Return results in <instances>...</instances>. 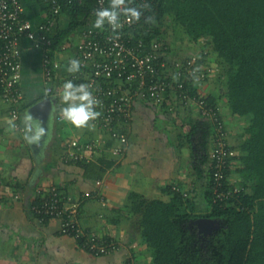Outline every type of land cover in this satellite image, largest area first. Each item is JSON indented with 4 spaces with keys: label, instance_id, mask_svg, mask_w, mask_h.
Returning a JSON list of instances; mask_svg holds the SVG:
<instances>
[{
    "label": "crops",
    "instance_id": "0c3cea01",
    "mask_svg": "<svg viewBox=\"0 0 264 264\" xmlns=\"http://www.w3.org/2000/svg\"><path fill=\"white\" fill-rule=\"evenodd\" d=\"M22 2L26 16L37 30L45 22L52 21L55 34L70 24L68 13L63 11L53 17L43 0ZM83 23L71 33V49L58 47L54 52L58 77L67 72L69 57L75 54L80 39V28L92 22L89 18ZM178 36L172 40L166 32L162 36L170 45L172 57L185 58L201 45L200 39ZM23 47L20 82L23 101L18 121L22 127H17L15 133L7 130V121L12 120L11 105L0 91V184L3 192L0 197V264H153L154 249L141 233L138 214L131 209L132 193L166 201L181 193L193 199L199 210L206 209L210 161L205 166L204 176H199L194 167V141L188 137L193 122L203 118L196 105H185L174 94L162 104L136 101L134 118L128 127L126 151L117 154L109 148L110 142L108 145L102 143L90 160L98 167H105L103 174L97 176L98 171L88 169L81 161H65L63 155L72 138L100 137L108 141L107 132L95 122L91 129H77L58 118V111L65 106L60 96L62 88L56 83L59 95L47 93L42 50L27 38ZM208 59L217 70L195 87L221 104L234 144L249 119L231 112L227 97L222 94L224 82L217 56L211 51ZM46 96L56 98L48 114L42 118L38 116L39 111L32 114L45 122L50 139L46 144L42 141L41 147L29 145L23 140V116L31 113L30 108ZM52 185L63 191L68 203L79 202L78 217L85 228L116 237L119 248L108 254L94 255L82 247L78 239L62 233L61 217L42 219L33 213L30 204L38 190ZM86 191H91L92 195L86 196ZM14 192L21 196L14 198L11 194Z\"/></svg>",
    "mask_w": 264,
    "mask_h": 264
},
{
    "label": "trees",
    "instance_id": "16d2710c",
    "mask_svg": "<svg viewBox=\"0 0 264 264\" xmlns=\"http://www.w3.org/2000/svg\"><path fill=\"white\" fill-rule=\"evenodd\" d=\"M60 1L71 21L53 35L54 49L88 21L96 0ZM147 4L151 10H143L138 25L140 30L152 27L148 39L165 41L160 27L145 23L148 16L161 23L169 19L176 31L181 27L191 40L209 39L210 53L216 54L222 69V94L230 110L249 119L233 144L243 188L229 200L214 201L212 170L206 209L199 210L193 199L181 193L171 201L132 193L131 209L154 249L153 264H264V0H150ZM138 5H142L140 0H133L132 6ZM2 43L0 38V48ZM195 86L190 87L192 93L198 90ZM212 132V122L201 118L193 122L188 134L194 141V167L199 176H204L209 161ZM81 162L98 171L97 176L104 172L105 167L92 161ZM201 219L215 223L206 225Z\"/></svg>",
    "mask_w": 264,
    "mask_h": 264
},
{
    "label": "built area",
    "instance_id": "2783aa9c",
    "mask_svg": "<svg viewBox=\"0 0 264 264\" xmlns=\"http://www.w3.org/2000/svg\"><path fill=\"white\" fill-rule=\"evenodd\" d=\"M43 1L49 5L53 17H58L64 11L60 0ZM149 1L140 0V3ZM108 5L109 0L95 1L90 13L92 23L95 19L94 10ZM121 19L124 20L123 17ZM92 23L82 25L75 54L69 57V60L81 61L80 71L66 72L64 76L58 77L54 58L56 49L53 48V22H45L37 30L26 16L22 0H0V38L3 42L0 48L1 95L11 105L10 114L17 126L22 127L18 122L23 101L20 82L23 43L27 38L34 47L42 50L47 93L59 95L55 89L56 83L62 88L67 80L77 84L94 82V94L102 102L97 109L102 115L94 122L105 129L108 141L100 137L72 138L63 155L65 161H90L104 142L107 145L110 142L109 148L115 153L123 154L129 144L128 127L134 118L136 101L162 104L174 94L185 105L195 104L198 113L212 122L209 161L214 201H226L238 193L243 187L237 182L239 177L233 179L234 174H237V150L230 140V128L223 110L220 105L209 101L207 95L199 90L192 93L190 88L206 81L217 70L208 59L209 39L202 37L198 48L187 57L179 58L170 55V45L161 37L147 38V34L152 32L151 26L140 30L138 22L130 25L124 23V27L118 30L117 39V34L109 26L105 25L100 30L91 27ZM68 42L62 43L59 48L70 50ZM58 118L63 120L60 111ZM11 194L14 198L21 196L19 192ZM90 195L92 192L86 191V196ZM30 209L42 219L61 217L62 233L78 239L82 247L94 255L108 254L119 248L120 242L116 237L104 236L85 228L78 217L79 202L68 203L66 195L56 185L45 190L39 189Z\"/></svg>",
    "mask_w": 264,
    "mask_h": 264
},
{
    "label": "clouds",
    "instance_id": "9594fccd",
    "mask_svg": "<svg viewBox=\"0 0 264 264\" xmlns=\"http://www.w3.org/2000/svg\"><path fill=\"white\" fill-rule=\"evenodd\" d=\"M133 0H109L107 7H100L94 10V21L91 27L103 30L105 25L109 26L113 33L117 34L118 30L124 27V23L129 25L137 23L144 15L143 10H151V5L145 3L138 6H132ZM121 17L124 18L122 21ZM145 23L155 24L154 16H148ZM81 69V61L79 59H70L67 66V72L77 73ZM175 79V77H174ZM63 107L60 108L61 118L77 129H91L94 127L92 122L96 121L101 115V111L97 109L102 102L94 94V82L74 83L67 80L62 84L60 93ZM8 131L15 133L17 124L15 120L7 121ZM23 140L29 145L37 147L42 146V141L46 144L50 139V131L45 126V122L39 117L34 116L30 112H26L23 116Z\"/></svg>",
    "mask_w": 264,
    "mask_h": 264
},
{
    "label": "rangeland",
    "instance_id": "374dc122",
    "mask_svg": "<svg viewBox=\"0 0 264 264\" xmlns=\"http://www.w3.org/2000/svg\"><path fill=\"white\" fill-rule=\"evenodd\" d=\"M169 21V19H167L166 21H164V23H161V21H159V20H157L156 19V23L155 24H153V26L156 28V27H160V31H161V35H163L162 33H167L168 34V38L169 39H173L174 37H176V36H178V37H180V36H182V35H186L185 33H184V30L181 28V27H178L177 28V31H176V29H175V27H176V25L174 24V22H170ZM165 31V32H164ZM187 36V35H186ZM167 38V39H168ZM215 73V72H214ZM214 73H211V75L210 76H212ZM235 176H233V179L234 180H236L237 178H238V175L237 174H234ZM239 184H240V182L239 181H237ZM250 182V184H251V181H249ZM210 221V220H209ZM215 223V221L214 220H211L208 224H214Z\"/></svg>",
    "mask_w": 264,
    "mask_h": 264
},
{
    "label": "water",
    "instance_id": "95a60500",
    "mask_svg": "<svg viewBox=\"0 0 264 264\" xmlns=\"http://www.w3.org/2000/svg\"><path fill=\"white\" fill-rule=\"evenodd\" d=\"M56 101V98L53 96H46L45 98H43L42 100L38 101L37 103H35L31 108L30 111L31 113L37 112L39 111L40 113H38L39 117L42 118L44 115H47L48 112L50 111L52 104ZM202 223L208 225V223L211 221L207 220V219H201L200 220Z\"/></svg>",
    "mask_w": 264,
    "mask_h": 264
}]
</instances>
